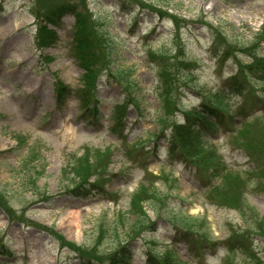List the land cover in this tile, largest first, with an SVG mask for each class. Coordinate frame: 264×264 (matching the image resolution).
<instances>
[{
  "label": "rangeland",
  "instance_id": "374dc122",
  "mask_svg": "<svg viewBox=\"0 0 264 264\" xmlns=\"http://www.w3.org/2000/svg\"><path fill=\"white\" fill-rule=\"evenodd\" d=\"M77 1L0 0V264H80L69 243L106 264L128 239L133 204L154 224L127 241L131 264H146L147 250L171 264H264V76L229 95L231 123L202 138L215 159L196 167L168 150L173 122L264 57V42L252 43L264 40V0H170L177 25L149 9L164 0H85L84 27L112 51L108 67L92 62L89 80L74 57V16L42 19ZM41 26L52 33L39 35ZM180 47L179 60L196 66L175 74L165 95L150 53L166 52L174 72ZM59 86L71 93L58 106ZM93 102L101 128L84 117ZM117 105L123 140L107 130Z\"/></svg>",
  "mask_w": 264,
  "mask_h": 264
},
{
  "label": "trees",
  "instance_id": "16d2710c",
  "mask_svg": "<svg viewBox=\"0 0 264 264\" xmlns=\"http://www.w3.org/2000/svg\"><path fill=\"white\" fill-rule=\"evenodd\" d=\"M123 0H119V4H121ZM127 0H124V3ZM129 3H138V0H128ZM142 5V4H141ZM149 8L152 12L157 13L159 15H165L170 18L172 21L174 19V23L177 25V19L174 17L172 19L171 14H169V10L177 11L179 10L178 5H172L170 0H164L163 4L160 5H152ZM83 8L84 13L88 16L85 6V0H78L76 4H67L63 3L59 6L52 8L50 12L44 16L43 21L46 23H53L59 21L61 17L65 14H72L75 18V26L78 27V34L74 35V57L78 59L80 62V68L83 72H86L88 80L90 79V74L93 70L92 62L104 64L106 61L109 63L112 62V51L110 50V45L108 43V38L103 35L100 41L99 37H93L88 29H86L82 23L81 15L79 14V9ZM45 26H41L38 31L39 35L43 34ZM48 33H52L49 30ZM53 37L50 41H52ZM55 39V38H54ZM261 40V41H260ZM264 42L261 38L254 37L253 44L256 42ZM181 47L178 48V55L174 57V72L172 69V65L165 60L166 52H152L150 55L156 57V62L158 67L160 68V79L162 81L163 91L165 95H169V90L172 88L173 77L175 74L182 70H192L196 66V62L189 60H179V55H181ZM254 58L255 64H250L248 66H239L238 70H235L236 73L230 76L226 82L217 90L212 97L202 99L201 104L196 107L190 115H187L184 119V122L181 124H177L173 122L171 125V132L168 139V150L169 155L178 158L180 161L185 162L186 164H193L196 167H200V161H196V159L201 158L204 160H212L217 157L215 151L212 147H205L202 138L206 135H212L216 132V130L223 129L226 122L231 123V118L229 120H225L223 118L224 111H227L228 106L226 104V99L229 95L236 94L240 95L244 90L250 88V90L254 91L255 83L257 81L263 80L260 77V74L264 76V57H256ZM110 71V70H108ZM112 75V74H111ZM183 77V76H182ZM70 90L65 87L59 86L56 91V102L57 105H60L61 99H65L69 94ZM91 96V95H90ZM166 100L164 95L160 96ZM231 97V96H230ZM85 99L81 102L84 103ZM83 110H87L84 113V117L88 118V123H99L101 121V114L97 108V102H93V104H86ZM125 110L121 108L119 105L115 106L114 111L111 116V126L109 131L111 134L120 137V139L126 138V134L123 132V118H124ZM241 115V112L238 114ZM91 119V120H90ZM161 124V119L159 121ZM162 134L156 135L155 143L160 140ZM19 139V137H16ZM206 166V164L202 165ZM216 167V166H214ZM73 168L76 169L74 166ZM80 168V167H79ZM78 168V169H79ZM97 173V172H96ZM235 179V177H231ZM83 186L86 187L85 194H91L95 186L88 184V182L84 183ZM82 187V184L77 185L76 187L65 188V193L69 195L76 194L77 191ZM132 205V204H131ZM127 215L133 218V220L129 223V232L127 233V241L132 240L134 238L133 234H136L138 230L146 227L148 224L153 225V222H148V217L146 216L144 210L141 207L135 206L134 204L129 209ZM126 221L128 218L125 219ZM188 232L189 235H196L195 225H181ZM180 233V232H179ZM186 236V233L184 234ZM260 236L264 240V233H260L257 235ZM186 238V237H185ZM120 243L117 245L112 253L108 255L106 264H130L132 261L134 254L133 250L129 247L128 242ZM243 243V242H240ZM65 246L69 247V252L74 253L79 258L80 264H97V261L94 257H91L87 254H84L78 247H76L73 243L66 244ZM243 248V247H242ZM241 249V248H240ZM245 254H248V250L244 251ZM256 256V255H255ZM147 261L146 264H171V260L165 258V261H161L159 253H155L151 250H147Z\"/></svg>",
  "mask_w": 264,
  "mask_h": 264
}]
</instances>
